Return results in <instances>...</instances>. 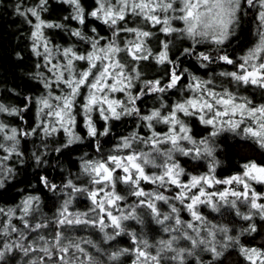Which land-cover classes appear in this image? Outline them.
Masks as SVG:
<instances>
[{
	"label": "trees",
	"instance_id": "trees-1",
	"mask_svg": "<svg viewBox=\"0 0 264 264\" xmlns=\"http://www.w3.org/2000/svg\"><path fill=\"white\" fill-rule=\"evenodd\" d=\"M40 0H0V105L9 109V112H0V123L15 127L18 130L17 152L13 153L4 161V169L11 168L12 171L0 170V229L8 223L7 210L14 209L15 216L11 218V224L19 231L12 232L11 235L0 231V248L5 243L21 242L28 246L31 242L37 241V247H43V242L38 240L39 236H44L49 241L52 240L57 231H62L67 240L78 242L80 240L91 241L90 244H82L96 264H133L135 254L132 251L136 246L132 239L134 233L137 241L147 240L150 251L156 254L160 247L159 241L168 240L173 235L180 236L179 232H164V227H175L172 221L165 222L164 225L155 222L151 211L144 206H137L139 199L131 195L132 187L127 184H116V192L126 199L118 204V208L128 214L132 207H135L137 219H129L122 222L124 232L115 236V239H106L107 235H115L111 226L100 231L99 227L89 225H74L72 227L60 228L54 221L58 216L64 202L70 200L68 210L71 213L87 212L89 217H94L90 209L93 207L92 201L87 191L76 192L72 187H65L68 181L79 189L92 191L98 189L100 185L91 183V176L83 170L86 161L103 160L109 155H127L129 149L115 151L118 144L125 137H131L133 134L142 139L151 136V130L146 126L148 122L141 117L150 115L153 110L159 109L161 115H167L177 102H183L190 98L194 93L187 88L191 82V76L199 77L201 80H212L209 87L217 92L227 89L233 92L237 97H245L252 102V106L264 104V89L255 85H245L237 83L231 77L222 76L220 73L237 71V65L241 63V57L246 55L258 41V31L264 30L259 21L258 15L261 11L259 3L254 2L252 6L241 0L240 11L237 13V21L230 28L229 38L223 45H215L210 40H204L201 43H194L193 40L182 33L165 34L160 29L162 25L153 26L141 16L129 14L124 21H121L119 27L138 28L144 31L152 32L153 35L146 41V47L151 50V56L147 60L134 61L125 52L119 54V59L126 65L125 73L132 74V87L125 92H117L116 99L124 102L125 106L139 109V112H133L131 115H122L120 119H110L107 122L109 129L105 136L99 135L103 132L105 121L101 119L99 112L92 113V120L97 128V135L90 136L85 123V117L80 111L79 106L75 109L76 117V135L79 140H74L70 145L67 144L68 137L63 131L46 134L40 125V105L37 101L40 98L48 96V89L44 87L48 71L46 69L43 56H36L32 50L33 38L32 32L34 25L38 22L36 17L27 13V9L36 8ZM115 2V0H113ZM80 4L85 11V23L79 24L72 19L74 8L66 0H47L43 10L39 11L40 19L53 24H61L63 27H44L42 29L44 37L48 41V46L58 54L55 63H64L65 59L61 56L64 48H73L78 54L91 51L89 41L81 39L72 34V30L79 29L84 37H104L100 44L103 46L106 40L112 38L113 29L105 25L101 20L93 18L87 13L97 7L96 0H80ZM19 9V11L17 10ZM20 13H26L21 15ZM29 21L31 23H29ZM92 29L96 32L93 33ZM133 33L121 32L117 37V43L121 48L129 40H135ZM199 40L200 38L197 37ZM168 43V56L173 62L158 63L155 56L163 50L162 44ZM57 48L60 53H57ZM194 49L191 55L185 54L184 49ZM204 52L215 58L218 54H227L236 63L229 65L222 61L213 59L207 66H202V62L197 59V54ZM85 61H76L77 69H82ZM81 66L80 68H78ZM175 67L177 74L181 75V80L177 86L168 89L165 92H150L145 88V81L159 80L161 86L169 82L171 69ZM139 72V78H135L133 70ZM54 89V88H53ZM144 91V95H139ZM53 96L60 95L59 91L51 92ZM129 94L139 96L134 104L129 102ZM84 94L77 98V105L84 102ZM53 104L54 100L51 101ZM17 109L18 114H10L11 109ZM119 110V109H118ZM180 119L191 129V135L198 142L201 139L209 138V147L213 149L212 156L202 155L200 158L182 155L179 151L172 153L174 159L180 167L185 170L181 177L187 181L191 175H204L209 173V166L213 159L218 161L213 173L217 179L242 174L243 165L254 162L257 165H264V148L255 140L242 134L231 131H222L215 137H209L213 130L211 126L203 125L198 116H184L178 114ZM153 129L158 133L169 131V125L153 120ZM245 125H241V129ZM35 130V131H33ZM178 130V129H177ZM239 131V130H238ZM20 133H28L21 135ZM0 143L4 144V132L0 133ZM99 144V149L97 148ZM6 146V145H5ZM162 148H171V144H161ZM180 146L191 148L187 141H180ZM203 151L202 145H197ZM136 152H152L149 144L142 143L141 140L132 141V149ZM157 154V153H156ZM8 153L0 149V157L7 156ZM39 157V160H37ZM165 157L156 155L155 165H161ZM162 160V162H161ZM147 166V173L160 174V167ZM155 169V170H154ZM153 170V171H152ZM118 175H123L117 171ZM47 178L49 184H55L56 189L42 183L41 178ZM251 187L262 196H264V184L250 182ZM146 192H159L168 196L170 199L166 204L163 201H156L157 208L162 213H170L169 205H174L179 209L180 219L184 222L192 220L191 214L179 201L171 199L179 189L174 185L160 187L146 181H141V185ZM225 185L216 184L207 189L208 191H223ZM238 191H242L239 185H231ZM39 197L38 204L33 205V211L25 217L29 225L36 223H47V228L36 231H30L25 228L24 223L19 217L22 215L21 204L27 197ZM231 199V197H229ZM219 203V210H213L207 204L197 206V211L206 218L210 225L218 227H227L230 229L229 235L238 237V243L232 245L220 261H213L209 252L202 251L201 248L194 249V255L185 254L184 264H249V261L240 253V247L264 249V218L258 214L257 210L242 201H237V208H233L223 202ZM264 203V199L257 201ZM187 203V201H185ZM237 209L242 215L251 214V220H245L242 215H237ZM114 214L119 211L114 210ZM106 223H108L106 219ZM198 223V222H197ZM251 225H255V232H248ZM26 237L20 240V234ZM189 234L191 231L189 230ZM201 236L206 237V232L202 229ZM222 240V233H217V241ZM143 247L142 245H139ZM173 247L176 249L191 248V244L186 239H178ZM121 249L129 251L120 256L117 260H110L109 256L113 252ZM42 255L40 252H30L27 256L19 249H13L11 253H6L0 264H29L30 260H38ZM71 255V253L69 254ZM79 255V254H77ZM175 255L172 251L161 253L160 264H179L172 260ZM55 264V257H53Z\"/></svg>",
	"mask_w": 264,
	"mask_h": 264
},
{
	"label": "snow or ice",
	"instance_id": "snow-or-ice-1",
	"mask_svg": "<svg viewBox=\"0 0 264 264\" xmlns=\"http://www.w3.org/2000/svg\"><path fill=\"white\" fill-rule=\"evenodd\" d=\"M74 8L72 19L83 25L85 23V11L80 4V0H66ZM97 7L87 15L101 20L105 25L113 29L112 38L106 40L101 46L100 41L105 40L104 37H84L79 29L72 30V34L81 39H87L90 44L91 51L83 54H78L73 48H64L62 53L57 48V53L62 54L65 58L64 63H52L55 58L52 48L48 46V41L43 35L44 27H63L61 24L47 23L40 19L39 11L43 10V6L47 0H40L36 8L27 9V13L36 17L37 23L34 25L32 32L33 46L32 50L36 56H43L45 67L52 74L51 79H46L44 87L50 89L53 84L57 88L61 84L65 85L67 92H61L60 95H55L49 92L48 96L40 98L37 103L41 106L40 111L44 112L47 109L46 116L54 118L55 123L59 125L57 128L51 121L43 128L46 134L57 132L63 129L69 136L67 145L74 142L72 128L75 126V109L79 106L81 113L85 117L86 127L90 136H96L97 128L92 120V113L99 112L102 120L105 121L103 132L99 135L105 136L108 134L107 122L110 119H120L122 115H131L133 112L138 113L139 109L125 106L124 102L110 98V94L116 92H125L132 87V74L125 73L126 65L119 59V54L125 52L134 61L147 60L151 56V50L146 47V41L153 35L152 32L144 31L138 28L119 27L121 21H124L129 14L141 16L153 26L162 25L161 31L165 34L182 33L191 38L194 43H201L204 40H210L215 45H223L229 38L230 28L237 21V13L240 11L241 0H179L181 7L174 8L178 0H96ZM254 2L259 3L261 11L258 18L262 28H264V0H246L249 6ZM203 9V10H201ZM19 11V9H17ZM165 14L163 18L157 15V12ZM179 11L181 15L169 16L167 13ZM25 15L26 13H20ZM172 20H180L184 22L185 27L182 29L172 26ZM29 23H31L29 21ZM95 33L96 30L92 29ZM121 32L133 33L136 36L135 40H129L125 46L121 48L117 43V37ZM197 37L200 39L198 40ZM168 43H163V50L159 52L155 59L158 63L173 62L168 56ZM43 47V52L40 48ZM185 54L191 55L194 49H184ZM197 59L202 62V66L206 67L207 63H211L213 59L222 61L232 65L236 62L227 54H218L215 58L204 52L197 54ZM242 61L237 65V71L220 73L222 76L231 77L237 83L245 85L251 84L264 89V30L258 31L257 43L248 50L246 55L240 58ZM76 61H85L87 68L77 70ZM135 78H139V72L135 69ZM181 75L177 74L176 68L173 67L169 74V82L161 86L159 80L145 81V88L150 92H165L168 89L175 88L181 80ZM111 81V83H109ZM213 83L212 80H201L194 75L191 76V82L187 88L194 93L190 98H186L183 102H177L172 107V110L167 115H161L159 109L153 110L150 115L141 117L148 122L147 127L152 134L146 139H142L133 134L131 137H125L121 143L117 145L115 151L121 149H129L127 155H109L103 160L86 161L83 165V170L91 176L93 185H100L98 189L88 191L87 189L76 188L72 181L69 180L65 187H72L74 191H87L92 201L93 207L90 209L95 213L94 217H89L87 212L71 213L68 206L70 200H66L61 210L58 213L54 223L63 228L65 226L72 227L74 225H89L99 227L100 231H104L106 227L111 226L115 235H107L106 239H115V236L124 232L122 222L129 219H137L135 207H132L128 214H124L123 210L118 208L120 201L125 200L116 192V184L120 183L130 185L132 187L131 195L142 198L139 199L137 206H144L151 211L155 222L164 225L167 221H172L175 227H164V232H179L180 236L173 235L168 240L159 241L160 247L155 255L148 249L152 247L147 240L137 241L135 234H132V239L136 246L132 251L135 254L133 264H160L161 253L172 251L175 253L171 257L179 264H184L185 254L188 256L194 255V249L201 248L202 251L211 253L213 261H220V258L225 255L227 250L234 244L238 243V237L229 235L230 229L227 227H218L210 225L198 211L197 206L207 204L213 210H219V203L223 202L233 208H237V201H242L250 206L251 209L257 210L261 218H264V203H258L264 196L257 193L251 187L252 181L264 184V165H257L254 162L243 165L244 171L242 174H236L225 179H217L213 174L218 161L213 159L212 165L209 166V173L204 175H191L187 181L181 179L185 174V170L172 159V153L179 151L182 155L200 158L202 155L212 156L213 149L209 147V138L201 139L199 142L191 135V129L180 119L178 114L184 116H198L199 121L206 126H211L212 131L209 137H215L222 131L236 132L255 140L262 148H264V104L252 106V102L245 97H237L233 92L224 89L222 92H217L214 88L209 87ZM82 89H86L84 102L77 105V98L81 96ZM141 91L139 95H144ZM139 96L129 94V102L134 104ZM56 101L53 104L51 101ZM119 109V110H118ZM0 112H9V109L0 105ZM10 114H18L17 109H11ZM169 125V131L166 133H158L153 129L152 121ZM43 123V122H42ZM241 125H245L241 129ZM38 127L40 125H37ZM6 125L0 123V133L6 129ZM178 129V130H177ZM239 130V131H238ZM11 135H5L4 139L12 141L11 147L5 148V145L0 143V149L8 153L7 156L0 157V170L11 172V168L4 169V161L7 160L13 153L20 155L17 152L16 144L18 130L12 128ZM35 131V130H33ZM28 135V133H20ZM79 140V136L74 137ZM141 140L142 143L149 144L152 151L160 156L165 157L164 163L155 165L154 158L151 153L136 152L132 149V141ZM180 141H187L193 147L184 148L180 146ZM164 143L171 144V148L161 152L160 145ZM203 146V151L197 145ZM99 149V144H97ZM39 160V157H37ZM153 164L160 167V174L149 175L145 171V166ZM117 170L123 173L118 175ZM42 183L56 189L55 184H49L47 178H41ZM141 181H146L152 184H157L160 187L166 185H174L179 191L172 197L179 201L181 205L186 207L191 214L192 220L184 222L180 219L179 209L174 205H169L170 213H162L157 208L156 201H163L166 204L169 197L159 192H146L141 185ZM216 184L225 185L223 191L212 192L207 189ZM239 185L242 191L232 188L231 185ZM2 186V181H0ZM103 194V195H101ZM231 197V199H229ZM39 197H27L21 204L22 215L19 217L24 223L25 228L30 231H36L42 228H47V223H36L29 225L25 219L33 211V205L38 204ZM187 201V203H185ZM114 210L119 211V214H114ZM0 213H4V209H0ZM237 215H242L237 209ZM15 216L14 209L7 210L8 223L0 229L6 235H11L12 232L19 230L11 224V218ZM245 220H251L252 216L242 215ZM106 219L108 223H106ZM198 222V223H197ZM206 232V237L201 236V230ZM189 230L193 234H189ZM248 232H255V225H251ZM217 233H222V240L217 241ZM186 239L190 242L189 249H176L173 244L178 239ZM26 237L23 233L20 234V240ZM39 241L43 242V247H37V241L31 242L28 246L17 241L14 243H5L0 248V260L4 259L6 253H11L13 249H19L27 256L30 252H40L42 255L38 260H30L29 264H96L92 256L86 252L82 244H90L91 241L80 240L74 242L67 240L62 231H57L51 241L44 236L38 237ZM142 245L143 247H140ZM128 249H121L110 254V260H117L120 256L127 253ZM71 253V255H69ZM240 253L245 257L249 264H264V249L246 248L241 246ZM79 254V255H77Z\"/></svg>",
	"mask_w": 264,
	"mask_h": 264
},
{
	"label": "rangeland",
	"instance_id": "rangeland-1",
	"mask_svg": "<svg viewBox=\"0 0 264 264\" xmlns=\"http://www.w3.org/2000/svg\"><path fill=\"white\" fill-rule=\"evenodd\" d=\"M179 7H181V5H180V3H179V0H178V2L174 5V8H176V9H179ZM201 10H203V9H201ZM157 15H160L161 16V18H163V16L165 15V14H163V13H160L159 11L157 12ZM167 15H169V16H178V15H181V13L179 12V11H176V12H171V11H169L168 13H167ZM171 24H172V26L173 27H175V28H179V29H182V28H184L185 27V25H184V22L183 21H180V20H172L171 21ZM44 35V34H43ZM50 47V46H49ZM50 48H52V47H50ZM40 50H41V52H43V47H41L40 48ZM53 50V49H52ZM53 53L55 54V58L52 60V63H55L54 62V60H56V59H58V54H56V52L53 50ZM61 56H62V54H61ZM64 58V57H63ZM65 59V58H64ZM76 65V64H75ZM77 66V65H76ZM81 66H79L78 68H80ZM82 69H77V70H83V69H85V68H87V63H85V65L83 66V67H81ZM52 78V74L51 73H49L48 72V76H46V79H51ZM109 83H111V81H109ZM54 88V89H53ZM55 90H57V91H59V93H61V92H67V88H66V86L65 85H63V84H61L60 85V87L59 88H57L56 87V85L55 84H53L52 85V87L50 88V89H48V92H52V91H55ZM81 92H82V94H86V89H82L81 90ZM117 93V92H116ZM116 93H112V94H110V98H112V99H116ZM83 98H84V96H83ZM54 103H56V101H54ZM41 107V106H40ZM47 109H45L44 110V112H41L39 115H40V126L42 127V129L51 121L57 128H59V125L58 124H56L55 123V120H54V118H49V117H47L46 116V113H47ZM43 122V123H42ZM75 124H76V120H75ZM7 127H6V129H5V131H4V136L7 134V135H11V129L12 128H15V127H12V126H8V125H6ZM58 131H63V133L69 138V136H68V134L63 130V129H59ZM57 131V132H58ZM71 131L73 132V134H74V136H73V139H74V137L75 136H77L76 135V127L74 126V128H72L71 129ZM56 133V132H55ZM17 141H18V135H17ZM4 143H5V148H8V147H11V145H12V141H7V140H5L4 139ZM18 144V143H17ZM17 144H16V146H17ZM160 149H161V152H164V151H167L169 148H167V149H165V148H162V146H160ZM148 153H151V157L150 158H155L156 157V153L155 152H148ZM161 162H162V160H161ZM147 166H152L151 164H149V165H146L145 166V171H147ZM155 170V169H154ZM118 172H120L119 170H117ZM153 171V170H152ZM120 173H122V172H120ZM123 174V173H122ZM101 195H103V194H101Z\"/></svg>",
	"mask_w": 264,
	"mask_h": 264
}]
</instances>
